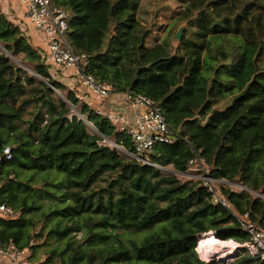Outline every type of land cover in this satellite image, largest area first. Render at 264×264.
Returning a JSON list of instances; mask_svg holds the SVG:
<instances>
[{
  "label": "trees",
  "instance_id": "obj_1",
  "mask_svg": "<svg viewBox=\"0 0 264 264\" xmlns=\"http://www.w3.org/2000/svg\"><path fill=\"white\" fill-rule=\"evenodd\" d=\"M51 3L67 11V41L87 54L86 72L160 106L175 140L156 143L151 161L184 172L198 151L212 176L257 195L222 188L229 206L212 205L199 180L100 143L133 151L129 135L80 101L71 73L53 69L0 8V150L12 151L0 161V203L21 212L0 216V241L30 246L31 264H264L244 249L229 263L195 250L207 232L248 240L238 221L245 212L264 228V25L255 0H183L182 39L173 44L166 33L150 47L141 0ZM19 53L29 69L10 60ZM49 83L66 89V100Z\"/></svg>",
  "mask_w": 264,
  "mask_h": 264
},
{
  "label": "built area",
  "instance_id": "obj_2",
  "mask_svg": "<svg viewBox=\"0 0 264 264\" xmlns=\"http://www.w3.org/2000/svg\"><path fill=\"white\" fill-rule=\"evenodd\" d=\"M19 1L25 6L27 18L40 36L42 55L46 57V62L55 70L69 71L79 100L92 105L95 113L107 114L118 130L129 135L133 144V151L129 152L132 157L163 172H174L181 181L199 180L210 192L212 205L229 206L228 199L221 192L222 188H228L232 192H251L239 182L212 176L205 158L198 151L188 159L184 172H177L172 166H162L151 161L149 154L156 143H173L175 140L156 101L131 89L119 90L84 70L88 62L87 54L75 52L67 41V11L64 8L53 5L51 0ZM51 85L54 92L59 93ZM11 158V147L3 146L0 150V161ZM20 214V211H15L8 204L0 203L1 217ZM238 221L241 228L248 233L249 239L242 243L235 242L234 249H244L249 255L264 260V228L249 220L248 212L239 216ZM31 255L30 246L19 247L13 241H0V264H31Z\"/></svg>",
  "mask_w": 264,
  "mask_h": 264
},
{
  "label": "rangeland",
  "instance_id": "obj_3",
  "mask_svg": "<svg viewBox=\"0 0 264 264\" xmlns=\"http://www.w3.org/2000/svg\"><path fill=\"white\" fill-rule=\"evenodd\" d=\"M257 3V6H254V14L257 13L261 22L264 25V0H255ZM183 0H141V6H140V18L145 20V23L148 25H152V34L148 36L147 41H146V46L150 47L155 41L161 40L165 34L167 33V38L171 40L173 44H177L178 41L182 39V36H184V27L185 23H182L181 17H179V10L183 9ZM18 1L17 0H0V8L3 12L8 14V17L17 25H19V21L23 22V27H25L26 30H28V25L24 23V18L21 15V13H17L18 10ZM30 31L33 32L31 35V39L37 44L41 43V41L37 38V36L34 33V28L33 25L31 24L30 26ZM180 32V36L176 37V33ZM42 45V44H41ZM43 46V45H42ZM9 58L12 62L15 64L19 65L20 67H23L25 69H29L30 65L29 63L27 64L26 61L23 59V55L21 53L16 54V55H10ZM264 61V51L262 53L261 57ZM64 79V82L70 85L72 78L67 77V78H61V80ZM59 97H65L66 89H59V93L56 92ZM76 113V112H75ZM78 114V113H77ZM85 118V117H83ZM85 123L88 126V130L90 133H97V131L94 129L93 125L86 121ZM100 143L109 146L110 148L116 149L122 156L125 157H132L129 154V151L126 153L125 148L121 145L119 149L115 145H112V143L106 139H103L100 141ZM116 144V143H115ZM172 168V167H171ZM173 169V168H172ZM174 170V169H173ZM161 171V170H160ZM162 174L165 175H175L174 172H163L161 171ZM178 178V177H177ZM181 181V179H179ZM250 193L256 194V192L251 191ZM264 198V196H263ZM210 232V231H209ZM213 232V231H211ZM208 233V232H207ZM205 233L202 235H197L196 236V241H195V250L199 254V257L203 260H218L222 261L225 263L231 262L235 258V254L237 249H234L233 246L235 247V240L233 239H224L221 237H217L214 232L213 233ZM76 238H81L82 232L74 233ZM214 237L218 239L219 243H224L222 240L231 243L232 245L228 246L229 248L226 247H220V249L213 250L209 252L208 248H205L206 250H200L198 248L197 244V239L198 236L200 238L204 237ZM203 239V243H204ZM232 240V241H231ZM51 244H55L56 242L54 240L50 241ZM199 243V241H198ZM202 243V246H203ZM222 253V254H220Z\"/></svg>",
  "mask_w": 264,
  "mask_h": 264
},
{
  "label": "bare ground",
  "instance_id": "obj_4",
  "mask_svg": "<svg viewBox=\"0 0 264 264\" xmlns=\"http://www.w3.org/2000/svg\"><path fill=\"white\" fill-rule=\"evenodd\" d=\"M108 141H110L111 143H112V145H115L114 144V142H112L111 140H108ZM116 146V145H115ZM116 147H118V146H116ZM119 149H121L120 147H118ZM208 234V233H207ZM202 243H203V240H202V242H201V245H200V249L201 250H206L205 248H208V250H209V252H211V251H213V250H218V249H220V247H226V248H229L228 246H230V245H232L231 243H229V242H224V243H219V241H218V239H216L215 237H214V235H213V237L211 238V237H206L205 239H204V243H203V246H202ZM233 248H234V246H233ZM220 254H222V253H220Z\"/></svg>",
  "mask_w": 264,
  "mask_h": 264
},
{
  "label": "crops",
  "instance_id": "obj_5",
  "mask_svg": "<svg viewBox=\"0 0 264 264\" xmlns=\"http://www.w3.org/2000/svg\"><path fill=\"white\" fill-rule=\"evenodd\" d=\"M1 1H2V0H1ZM17 1H18V3H19L17 13H21V15H22L23 18H24V23H26L27 25H28V24L31 25V22L29 21V19H28L27 16H26L25 6H24L19 0H17ZM30 25L27 26V27H28V30H26L25 27H23V22L19 21V26H20L21 28L25 29V30H26V34H28V35L31 37V35H32L33 32L30 31V27H29ZM33 28H34V27H33ZM34 33H35V35L37 36V38L41 41L40 36H39L38 32L35 30V28H34ZM41 43H42V42H41ZM41 43H39V44H41ZM109 104H110V103H109Z\"/></svg>",
  "mask_w": 264,
  "mask_h": 264
},
{
  "label": "water",
  "instance_id": "obj_6",
  "mask_svg": "<svg viewBox=\"0 0 264 264\" xmlns=\"http://www.w3.org/2000/svg\"><path fill=\"white\" fill-rule=\"evenodd\" d=\"M175 36H176V37H179V36H180V32H177ZM49 85H51V84L49 83ZM51 86H52V85H51ZM73 109H74L75 112L78 113V111H77L75 108H73ZM78 114H79V116L85 121V118H83V116H82L80 113H78ZM94 129H95V128H94ZM95 130H96V129H95ZM105 139H106V140H110L109 138H106V137H105ZM116 146L120 147V146L117 145V144H116ZM260 196H261V195H260ZM262 197H263V196H262ZM198 238H200V236H198Z\"/></svg>",
  "mask_w": 264,
  "mask_h": 264
}]
</instances>
